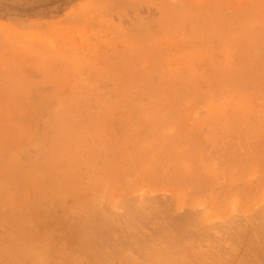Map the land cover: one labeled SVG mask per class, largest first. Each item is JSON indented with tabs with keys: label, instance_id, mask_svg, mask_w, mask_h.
I'll return each instance as SVG.
<instances>
[{
	"label": "rangeland",
	"instance_id": "obj_1",
	"mask_svg": "<svg viewBox=\"0 0 264 264\" xmlns=\"http://www.w3.org/2000/svg\"><path fill=\"white\" fill-rule=\"evenodd\" d=\"M0 264H264V0H0Z\"/></svg>",
	"mask_w": 264,
	"mask_h": 264
},
{
	"label": "bare ground",
	"instance_id": "obj_2",
	"mask_svg": "<svg viewBox=\"0 0 264 264\" xmlns=\"http://www.w3.org/2000/svg\"><path fill=\"white\" fill-rule=\"evenodd\" d=\"M102 221H103V220H102ZM102 221H101V222H102ZM104 222H105V221H104ZM193 233H194V232H193ZM191 234H192V233H191ZM189 235H190V234H189ZM193 235H194V234H193ZM247 246H248V245H247ZM253 246H254V245H253ZM93 253H94V252H93ZM97 255H98V254H97Z\"/></svg>",
	"mask_w": 264,
	"mask_h": 264
}]
</instances>
